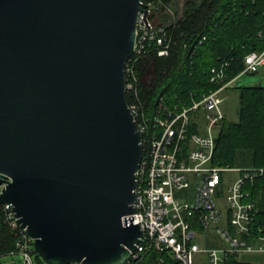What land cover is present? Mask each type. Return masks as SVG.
Masks as SVG:
<instances>
[{
    "label": "water",
    "instance_id": "1",
    "mask_svg": "<svg viewBox=\"0 0 264 264\" xmlns=\"http://www.w3.org/2000/svg\"><path fill=\"white\" fill-rule=\"evenodd\" d=\"M144 1L0 0V203L46 264H121L142 235L126 64Z\"/></svg>",
    "mask_w": 264,
    "mask_h": 264
},
{
    "label": "built area",
    "instance_id": "2",
    "mask_svg": "<svg viewBox=\"0 0 264 264\" xmlns=\"http://www.w3.org/2000/svg\"><path fill=\"white\" fill-rule=\"evenodd\" d=\"M156 10L168 13L171 6L145 0L139 11L135 49L126 64L127 93L136 92L140 59L151 50L159 56L169 55L168 27L158 22ZM227 65L211 70V81L219 87L199 97L192 92L190 104H169L164 97L154 108L144 109L137 101L129 104L142 134L143 157L137 172L136 211L126 221L140 225L142 235L136 250L121 264H139L152 251L168 254L179 264H229L230 258L242 251H264V224L257 201L247 190L248 184L264 175V166L239 168L213 163L217 129L224 118V92L241 74L264 69V50L247 54L243 72L229 81ZM203 111L204 127L198 118ZM231 172L240 175L229 182ZM0 177L5 180L1 193L7 177ZM193 184L191 200L176 195ZM3 209L10 226L18 232L16 250L10 254H20L25 264H35L34 238L18 223L12 204H3ZM210 228L224 239L223 247L201 243L200 237Z\"/></svg>",
    "mask_w": 264,
    "mask_h": 264
},
{
    "label": "trees",
    "instance_id": "3",
    "mask_svg": "<svg viewBox=\"0 0 264 264\" xmlns=\"http://www.w3.org/2000/svg\"><path fill=\"white\" fill-rule=\"evenodd\" d=\"M174 8L176 0H158ZM175 14L156 10L158 22L167 25L170 52L159 56L149 51L136 64L139 78L136 92L127 93L128 104L140 102L154 108L160 97L169 104H190L191 93L216 90L211 81L213 67L227 63L229 81L245 68V56L264 50V0H186ZM237 88L238 119L224 117L216 135L215 165H234L238 156L251 154L257 166H264V85L228 86ZM227 88V89H228ZM226 89V91H227ZM264 176L252 187L260 193ZM259 219L264 224V213ZM18 232L14 230L0 204V256L16 250ZM35 264H46L34 250ZM139 264H179L168 254L152 251ZM229 264H239L235 256Z\"/></svg>",
    "mask_w": 264,
    "mask_h": 264
},
{
    "label": "rangeland",
    "instance_id": "4",
    "mask_svg": "<svg viewBox=\"0 0 264 264\" xmlns=\"http://www.w3.org/2000/svg\"><path fill=\"white\" fill-rule=\"evenodd\" d=\"M176 6L174 8H180L186 0H176ZM171 7V10L168 12L169 15L175 14V9ZM253 86V85H264V69L259 70L255 73H244L241 74L235 83L231 84L230 86ZM225 100L223 103V112L224 117L228 118L229 120L236 121L238 119V106H239V97H238V89L235 88H228L227 91L224 92ZM199 120L201 125L204 127L206 123L205 112H201L199 115ZM216 129V128H215ZM219 130V128L217 129ZM240 155L235 162V166H239L243 164ZM230 175L235 176V172H232ZM195 192V185L193 184L190 188L184 189L176 193L177 196L182 198L181 200H191L192 195ZM210 240L212 239V234H209ZM217 244L221 243V240L217 235L215 236ZM35 257V256H34ZM199 262V263H203ZM0 264H25L23 256L20 254L15 255H3L0 256Z\"/></svg>",
    "mask_w": 264,
    "mask_h": 264
},
{
    "label": "crops",
    "instance_id": "5",
    "mask_svg": "<svg viewBox=\"0 0 264 264\" xmlns=\"http://www.w3.org/2000/svg\"><path fill=\"white\" fill-rule=\"evenodd\" d=\"M241 159H242L241 162L243 164H240L239 166H235V165H233V166L239 167V168L257 167V165H255L252 161L251 154L246 153V154L241 156ZM230 174L228 175L229 182L232 180H235L240 175L239 172H235V176L230 175ZM263 176H261V177H263ZM261 177H259V178H261ZM258 179H256L253 184L250 183L247 185V190H249L251 192V194H252L251 189ZM252 197L257 201L259 210L264 213V186L262 187L259 194H257L256 196L252 195ZM209 234H212L211 240H210ZM216 235L221 240V243H219V244H217V242H216V239H215ZM200 240H201V243L203 245H206L207 247L219 248V247H223L225 245L224 239L221 237L220 234L217 233L215 228H210L209 230H207V232L203 236L200 237ZM235 257L237 258L239 264H264V251H242L238 255H236ZM198 259H200V257H198Z\"/></svg>",
    "mask_w": 264,
    "mask_h": 264
}]
</instances>
